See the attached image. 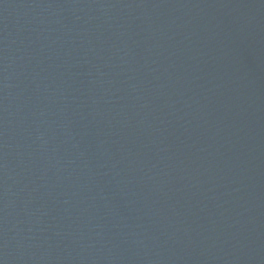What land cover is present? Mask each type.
Wrapping results in <instances>:
<instances>
[{
    "label": "water",
    "instance_id": "1",
    "mask_svg": "<svg viewBox=\"0 0 264 264\" xmlns=\"http://www.w3.org/2000/svg\"><path fill=\"white\" fill-rule=\"evenodd\" d=\"M0 264H264V0H0Z\"/></svg>",
    "mask_w": 264,
    "mask_h": 264
}]
</instances>
